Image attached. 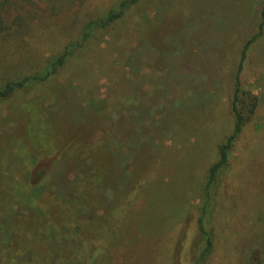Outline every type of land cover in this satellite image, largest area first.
I'll return each instance as SVG.
<instances>
[{
	"label": "rangeland",
	"instance_id": "rangeland-1",
	"mask_svg": "<svg viewBox=\"0 0 264 264\" xmlns=\"http://www.w3.org/2000/svg\"><path fill=\"white\" fill-rule=\"evenodd\" d=\"M119 1L0 0V85L42 72ZM263 6L139 0L1 101L0 264H195L202 188ZM240 81L258 105L238 106L205 264H264V27Z\"/></svg>",
	"mask_w": 264,
	"mask_h": 264
},
{
	"label": "trees",
	"instance_id": "trees-1",
	"mask_svg": "<svg viewBox=\"0 0 264 264\" xmlns=\"http://www.w3.org/2000/svg\"><path fill=\"white\" fill-rule=\"evenodd\" d=\"M139 0H120L116 6L112 7L103 17H100L94 21L87 24L83 31L82 38L76 42L68 44L64 50L54 57L51 62L45 67V69L36 74H32L21 79H15L7 81L0 85V102L9 98L17 90L29 89L36 84L47 80L51 75L55 74L59 68H61L67 60L74 55V53L81 48L89 37L92 35V30L94 27L107 28L114 22L121 19L125 12L133 5L138 3ZM263 20L260 23L259 31L253 35L245 44L241 61L239 65L238 74L235 81L234 97L232 100V108L235 115V124L233 132L226 137V139L218 147V156L216 161L209 167L207 176L202 188V206L200 209L199 217V228L200 233L205 241V247L202 250L199 258L195 264H205L206 258L212 250L213 242L210 232L207 230V225L210 223L213 210L215 207V191L218 188L219 181L223 171L226 169L231 150L239 137L244 123L245 118L239 109V104H248L249 112L254 113L257 105L258 98L256 96L246 94L242 90L240 81V72L242 70V65L246 57V51L249 46L254 43L262 34L264 27V6L262 9ZM35 215H40L42 211L38 207H32Z\"/></svg>",
	"mask_w": 264,
	"mask_h": 264
}]
</instances>
